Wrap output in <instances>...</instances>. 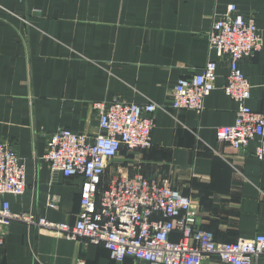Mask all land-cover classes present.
Returning <instances> with one entry per match:
<instances>
[{
    "label": "crops",
    "instance_id": "0c3cea01",
    "mask_svg": "<svg viewBox=\"0 0 264 264\" xmlns=\"http://www.w3.org/2000/svg\"><path fill=\"white\" fill-rule=\"evenodd\" d=\"M230 4L261 31V48L239 66L251 86L248 106L264 113V0H0V142L25 162L24 192L3 197L10 209L74 224L83 179L52 176L42 157L48 137L59 128L96 134L94 102H153L151 146L122 149L106 176L168 177L219 242L264 233V161L252 155L255 142L241 150L215 136L234 123L237 103L222 89L228 58L209 50L206 32ZM210 57L217 77L202 111L172 109L179 78ZM4 232L0 264H146L112 260L101 244L26 222ZM249 264H264V256Z\"/></svg>",
    "mask_w": 264,
    "mask_h": 264
},
{
    "label": "built area",
    "instance_id": "2783aa9c",
    "mask_svg": "<svg viewBox=\"0 0 264 264\" xmlns=\"http://www.w3.org/2000/svg\"><path fill=\"white\" fill-rule=\"evenodd\" d=\"M206 38L217 58H228L222 89L237 103L234 123L216 127V139L241 150L255 142L252 155L264 161V113L248 106L251 86L239 66L241 59L262 45L254 16L243 15L230 4L226 12L215 16ZM216 71V60L210 57L199 72L179 78L170 93L171 108L200 113L215 88ZM93 106L98 112L96 134L59 128L48 137L42 156L52 176L78 174L83 179L74 224L10 209L3 197L24 192L25 162L7 143L0 142V252L5 227L21 221L84 243L101 244L110 259L119 262L133 258L146 264H203L215 258L220 264H249L264 256V233L219 242L211 231L201 228L189 196L174 189L168 177L148 179L140 173L106 176L107 166L123 148L140 151L151 146L157 105L112 100ZM57 202L55 196L49 200L52 207ZM173 234L178 235L176 239ZM77 264L85 262L80 259Z\"/></svg>",
    "mask_w": 264,
    "mask_h": 264
},
{
    "label": "trees",
    "instance_id": "16d2710c",
    "mask_svg": "<svg viewBox=\"0 0 264 264\" xmlns=\"http://www.w3.org/2000/svg\"><path fill=\"white\" fill-rule=\"evenodd\" d=\"M123 149H125V148H123ZM174 239V238H173ZM176 239V238H175Z\"/></svg>",
    "mask_w": 264,
    "mask_h": 264
},
{
    "label": "rangeland",
    "instance_id": "374dc122",
    "mask_svg": "<svg viewBox=\"0 0 264 264\" xmlns=\"http://www.w3.org/2000/svg\"><path fill=\"white\" fill-rule=\"evenodd\" d=\"M133 152V151H132ZM136 165V164H135Z\"/></svg>",
    "mask_w": 264,
    "mask_h": 264
}]
</instances>
